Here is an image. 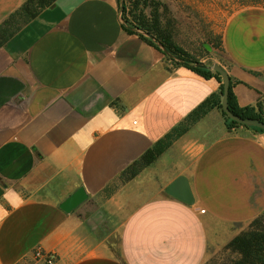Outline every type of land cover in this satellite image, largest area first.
<instances>
[{
  "label": "crops",
  "instance_id": "0c3cea01",
  "mask_svg": "<svg viewBox=\"0 0 264 264\" xmlns=\"http://www.w3.org/2000/svg\"><path fill=\"white\" fill-rule=\"evenodd\" d=\"M25 0H0V23ZM239 106L264 100V8L226 21ZM121 23L117 0H55L0 46V264H202L264 212V133L201 116L121 173L210 94ZM184 176L191 205L166 187ZM83 187L70 212L60 204Z\"/></svg>",
  "mask_w": 264,
  "mask_h": 264
},
{
  "label": "trees",
  "instance_id": "16d2710c",
  "mask_svg": "<svg viewBox=\"0 0 264 264\" xmlns=\"http://www.w3.org/2000/svg\"><path fill=\"white\" fill-rule=\"evenodd\" d=\"M54 1L55 0H25L19 9L11 13L0 23V46L20 29L23 24L35 18L42 9L50 6ZM123 4L121 17L129 27H132H125L129 33L137 34L155 46L156 42L161 43L172 55V57L165 55L166 60L174 65H184L205 79L215 78L219 82L217 92L210 94L193 109L183 121L157 140L138 160L134 161L121 173L120 177L123 180L134 177L141 168L153 162L175 139L181 136L191 124L213 108L221 112L224 124L228 130H234L243 126L264 133L262 129L254 126L242 125L232 120L224 113L221 105L223 86L220 73L208 67L200 68L194 66V64L200 60L176 45L168 25L163 22L162 12H165L166 8L161 0H124ZM161 8H163L162 11ZM137 29L150 35L154 40L137 32ZM215 46L219 47V50L225 54L222 40L218 39ZM175 58L184 60L186 64L179 63ZM254 74L264 77V69L254 72ZM236 82L237 81L231 80L230 78L227 96L229 110L234 115L241 118H256L264 122V100L261 98L257 100L254 105L239 106L233 92V86ZM224 250H228L236 255V258H234L230 264H264V212L257 215L250 222L246 230L234 236L224 246Z\"/></svg>",
  "mask_w": 264,
  "mask_h": 264
},
{
  "label": "rangeland",
  "instance_id": "374dc122",
  "mask_svg": "<svg viewBox=\"0 0 264 264\" xmlns=\"http://www.w3.org/2000/svg\"><path fill=\"white\" fill-rule=\"evenodd\" d=\"M161 1L166 8V11L162 12L163 22L168 25L176 45L199 59V62L207 65L217 63L223 68L228 61L226 55L215 44L218 39L222 40L227 19L236 11L246 7L264 8V0ZM224 246L217 251H209L208 258L202 264H230L236 255L224 250Z\"/></svg>",
  "mask_w": 264,
  "mask_h": 264
},
{
  "label": "water",
  "instance_id": "95a60500",
  "mask_svg": "<svg viewBox=\"0 0 264 264\" xmlns=\"http://www.w3.org/2000/svg\"><path fill=\"white\" fill-rule=\"evenodd\" d=\"M119 3V14H120V20L123 26L129 27L124 20L121 17V13L124 6V0H118ZM132 28V27H129ZM139 33H142L146 37L151 38L154 40L150 35L140 31L136 30ZM156 45L162 50V52L167 55L168 57H172V55L167 51V49L159 42H156ZM176 61H178L181 64H186V62L180 58H175ZM196 67L205 68L208 67L214 71H217L220 73L222 77V86H223V92H222V110L224 113L231 118L232 120L245 125V126H254L262 129L264 131V122L260 121L256 118H241L237 115H234L228 108L227 104V96H228V89L230 84V78L225 69H223L220 65L217 63H212L211 65H207L202 62H197L194 64ZM165 192L170 195L171 197H174L180 201H182L185 204L191 205L194 202V197L191 191V188L189 186V183L187 179L184 176H178L175 178L165 189ZM87 197V193L85 192L83 187H79L74 193H72L68 198H66L61 204L60 208L64 212H70L72 209L77 207L82 201H84Z\"/></svg>",
  "mask_w": 264,
  "mask_h": 264
},
{
  "label": "built area",
  "instance_id": "2783aa9c",
  "mask_svg": "<svg viewBox=\"0 0 264 264\" xmlns=\"http://www.w3.org/2000/svg\"><path fill=\"white\" fill-rule=\"evenodd\" d=\"M33 257L36 260L42 259L46 264H52L53 256L49 254H45L40 248L35 249L33 253Z\"/></svg>",
  "mask_w": 264,
  "mask_h": 264
}]
</instances>
